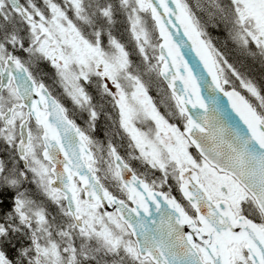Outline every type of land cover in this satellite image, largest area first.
I'll list each match as a JSON object with an SVG mask.
<instances>
[{"label": "snow or ice", "instance_id": "1", "mask_svg": "<svg viewBox=\"0 0 264 264\" xmlns=\"http://www.w3.org/2000/svg\"><path fill=\"white\" fill-rule=\"evenodd\" d=\"M210 25L264 67V0H0V264H264V82Z\"/></svg>", "mask_w": 264, "mask_h": 264}, {"label": "rangeland", "instance_id": "2", "mask_svg": "<svg viewBox=\"0 0 264 264\" xmlns=\"http://www.w3.org/2000/svg\"><path fill=\"white\" fill-rule=\"evenodd\" d=\"M58 2H62V0H58ZM122 22L126 23L128 29L129 25L126 18ZM117 30L122 32L120 26H118ZM207 31L212 43L222 52L227 53V58L230 63H233L234 66H237L241 71H244L249 78L254 79L257 83L264 82V67L260 65L259 60L253 61L250 57L241 56L235 50L234 45H232L230 41H226V31L222 25L219 28L210 25ZM235 83L237 88L240 89L239 82L236 81ZM240 90L244 93V90Z\"/></svg>", "mask_w": 264, "mask_h": 264}, {"label": "flooded vegetation", "instance_id": "3", "mask_svg": "<svg viewBox=\"0 0 264 264\" xmlns=\"http://www.w3.org/2000/svg\"><path fill=\"white\" fill-rule=\"evenodd\" d=\"M118 26H120V27L122 28V32H119V31L117 30V35L119 36V35L123 34V39H124V41H129V40L131 39V37H130V32L127 31V25H126V23H125V22H121ZM128 27H129V26H128ZM44 71H45V72H49V74H51V71H52V70L50 69V67H48V66H44ZM47 82H48V81H46V83H47ZM53 91L55 92V89H54ZM149 95L153 97V101H154V102L157 101V92H156V89H155V88H150V89H149ZM62 102H64V103L66 104V106H69V107H70V102L67 101L66 99H65L64 101H62ZM161 111H163V109H161ZM78 122H79V121H78ZM98 135H99V134H98ZM101 138H102V137H101ZM118 150L121 151V154H123V149L118 148ZM133 166H134V167L137 166V165L135 164V162L133 163ZM140 170L142 171L143 169L141 168ZM174 194H176V193L174 192ZM106 210L111 211V210H113V208L109 207V209H106Z\"/></svg>", "mask_w": 264, "mask_h": 264}, {"label": "water", "instance_id": "4", "mask_svg": "<svg viewBox=\"0 0 264 264\" xmlns=\"http://www.w3.org/2000/svg\"><path fill=\"white\" fill-rule=\"evenodd\" d=\"M185 51H187L188 52V58L190 59V60H192L194 63L195 62H198V57H196L195 56V53L194 52H192L191 50H190V48H188V49H185ZM201 68H202V65H201ZM206 74V73H205ZM225 99V103L227 102V98H224ZM233 115H235V114H233ZM236 119L238 120L239 118L238 117H236ZM106 209H109V207H107L106 206ZM186 230H187V228H186Z\"/></svg>", "mask_w": 264, "mask_h": 264}, {"label": "trees", "instance_id": "5", "mask_svg": "<svg viewBox=\"0 0 264 264\" xmlns=\"http://www.w3.org/2000/svg\"><path fill=\"white\" fill-rule=\"evenodd\" d=\"M238 89V88H237ZM240 90V89H239Z\"/></svg>", "mask_w": 264, "mask_h": 264}]
</instances>
